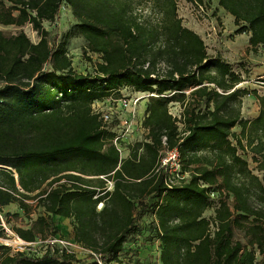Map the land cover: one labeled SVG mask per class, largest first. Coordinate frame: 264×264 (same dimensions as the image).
Segmentation results:
<instances>
[{
	"label": "trees",
	"instance_id": "16d2710c",
	"mask_svg": "<svg viewBox=\"0 0 264 264\" xmlns=\"http://www.w3.org/2000/svg\"><path fill=\"white\" fill-rule=\"evenodd\" d=\"M217 1L235 34L264 50V0ZM62 8L75 23L59 40L44 23ZM27 25L37 43L0 29V213L18 205L30 215L36 201L49 217L72 219L74 242L104 264L121 263L126 244L142 236L158 243L161 264H264V93L238 88L240 74L208 54L176 0H0V26ZM74 37L100 58L93 73L74 70L67 47ZM125 89L150 95L147 135L121 143L126 157L93 112ZM249 95L259 102L253 119L242 115ZM173 150L188 177L170 185L162 160ZM144 213L152 224L137 223ZM48 219L12 231L35 243L51 229ZM0 264L81 261L60 248L36 255L0 243Z\"/></svg>",
	"mask_w": 264,
	"mask_h": 264
},
{
	"label": "rangeland",
	"instance_id": "374dc122",
	"mask_svg": "<svg viewBox=\"0 0 264 264\" xmlns=\"http://www.w3.org/2000/svg\"><path fill=\"white\" fill-rule=\"evenodd\" d=\"M178 7V15L182 19L183 25L196 32L204 40L207 47L208 54L212 57H219L233 67V70L240 74L243 83L238 88L247 89L249 92L257 91L260 95L264 93V87L260 83V80L264 78V50L259 48L257 51L253 50L249 45L248 34L236 35L238 29L235 25L233 17L227 14L218 5L217 0H202L200 3L198 0H176ZM75 23V20L68 8H62L58 19L54 23H44V27L48 30L51 36L59 34V40L64 39ZM0 29L6 36H15L20 32H24L33 43L39 41L38 34L32 29L31 25H27L22 28L10 26ZM67 47L69 49V55L73 61V68L76 72L81 74L93 73L94 64L100 62V58L96 55H91L86 51V43L80 37H74L67 41ZM142 94L135 93L131 90L125 89L121 93L119 99L115 102L109 99L101 104V108L104 111H109L110 108L116 106L118 100L124 98H136ZM142 100L139 103L138 111L139 116L143 120V105ZM111 104L113 106H111ZM259 102L252 96H245L242 100V115L246 119H253L259 113ZM171 113L180 117L181 108L178 104L172 105L170 109ZM111 112H116L115 109H111ZM116 117L118 115L116 114ZM119 124V121L117 120ZM120 127H118L117 131ZM129 135L125 144H134L137 141L144 139L145 135L141 131L135 130ZM239 132V128L235 129ZM127 149L124 148L122 156L128 155ZM249 162L250 168L253 172L260 177L262 173L257 171V165L251 159L250 155L244 156ZM33 208L30 215H26L18 208V205H11L5 207L3 213H0V220L2 222L3 237L0 238V243L5 244L8 240L13 238L14 232L12 227H21L28 229L37 220L39 216L49 218L48 222L52 224L50 230L46 232V235L39 238L36 242V247L33 248L38 255H42L45 251V241L50 240L51 237L55 238L59 236L60 240L66 241L69 244V249L81 261V264H97L87 249L74 242V227L75 223L72 219H64L56 216L49 217L44 209L37 206L36 201H30ZM210 216V213L207 214ZM153 217L144 213L138 216V224L150 225L152 224ZM3 230V231H2ZM54 230L57 233H54ZM55 234V235H54ZM28 253H34V251L27 250ZM263 259L262 256H258V260ZM121 263L113 264H161L159 262L158 243L154 239H146L145 236L135 238L133 237L125 246V251L120 256Z\"/></svg>",
	"mask_w": 264,
	"mask_h": 264
},
{
	"label": "built area",
	"instance_id": "2783aa9c",
	"mask_svg": "<svg viewBox=\"0 0 264 264\" xmlns=\"http://www.w3.org/2000/svg\"><path fill=\"white\" fill-rule=\"evenodd\" d=\"M150 95L145 94L141 95L140 97L136 98H124L121 100H118L117 107L114 106L110 108L109 111H104L101 108V104L104 102H98L93 105V112L96 115H99L101 122L103 123V126L106 129H109L115 133V138L113 140L115 146L118 148V150L123 152L124 148L122 147L121 143L125 142L129 135L134 132V127H136L135 130L141 131L143 135H147V131L142 127V118L139 116L138 106L139 103L142 100L148 99ZM110 101L115 102L116 100H112L111 98L107 101V103H111ZM111 106H113L111 104ZM111 109H115L116 112H111ZM116 114L118 117H116ZM144 119V118H143ZM117 120L119 121V124L117 123ZM119 130L117 131V129ZM162 167L167 168L169 174L172 177V181H170V185H174L175 181H181L187 178V175H184L181 171V164L179 161V153L177 150H173L166 153V156L162 160ZM112 185L110 184V189ZM212 197H214L212 195ZM43 244L45 246H49L51 250L54 248H60L61 251H65L68 254H73L71 250L69 249V244L66 241L60 240V239H50L45 241ZM6 247L10 248L13 253H28L27 250L34 251V253L37 254L35 250H33L34 247H36L35 243H28L23 241L21 238H19L16 234L13 235V238L11 240H8L4 244ZM92 258L97 264H104V262L100 259L98 255L88 250Z\"/></svg>",
	"mask_w": 264,
	"mask_h": 264
},
{
	"label": "crops",
	"instance_id": "0c3cea01",
	"mask_svg": "<svg viewBox=\"0 0 264 264\" xmlns=\"http://www.w3.org/2000/svg\"><path fill=\"white\" fill-rule=\"evenodd\" d=\"M142 105H143V110H142V112H143V118H144V116H145V109H146V105H147V99H145L143 102H142ZM257 117V116H256Z\"/></svg>",
	"mask_w": 264,
	"mask_h": 264
}]
</instances>
